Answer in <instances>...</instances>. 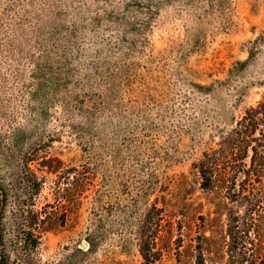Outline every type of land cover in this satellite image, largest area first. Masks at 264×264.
<instances>
[{"label": "rangeland", "instance_id": "obj_1", "mask_svg": "<svg viewBox=\"0 0 264 264\" xmlns=\"http://www.w3.org/2000/svg\"><path fill=\"white\" fill-rule=\"evenodd\" d=\"M263 93L264 0H0V264H264L192 168Z\"/></svg>", "mask_w": 264, "mask_h": 264}, {"label": "trees", "instance_id": "obj_2", "mask_svg": "<svg viewBox=\"0 0 264 264\" xmlns=\"http://www.w3.org/2000/svg\"><path fill=\"white\" fill-rule=\"evenodd\" d=\"M260 124H264V93L255 106L245 109L233 127L218 135L220 136V143L218 144L220 147L204 151L202 157L193 163L192 168L200 177L202 189H213L216 184L222 182L231 188L239 174H242L241 182L252 177L259 181L264 177L263 153L259 154L258 146H251V141L256 139L253 136H257L255 135L257 130H259V136H264V132L259 128ZM249 149L252 154L250 155L249 167H246L244 159L249 156ZM246 213L248 215L255 214L256 204L250 203ZM230 214L229 211V217ZM146 247L148 244L145 246V249H148ZM143 251L142 256L147 260L143 264H152L153 260H149Z\"/></svg>", "mask_w": 264, "mask_h": 264}, {"label": "flooded vegetation", "instance_id": "obj_3", "mask_svg": "<svg viewBox=\"0 0 264 264\" xmlns=\"http://www.w3.org/2000/svg\"><path fill=\"white\" fill-rule=\"evenodd\" d=\"M1 208H2V198L0 197V212H1Z\"/></svg>", "mask_w": 264, "mask_h": 264}, {"label": "water", "instance_id": "obj_4", "mask_svg": "<svg viewBox=\"0 0 264 264\" xmlns=\"http://www.w3.org/2000/svg\"><path fill=\"white\" fill-rule=\"evenodd\" d=\"M85 244H86L85 242L82 243L83 246H84Z\"/></svg>", "mask_w": 264, "mask_h": 264}]
</instances>
